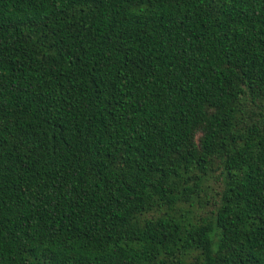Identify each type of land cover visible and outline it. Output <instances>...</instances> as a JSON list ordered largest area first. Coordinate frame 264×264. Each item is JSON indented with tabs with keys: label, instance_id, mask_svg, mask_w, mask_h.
Wrapping results in <instances>:
<instances>
[{
	"label": "trees",
	"instance_id": "1",
	"mask_svg": "<svg viewBox=\"0 0 264 264\" xmlns=\"http://www.w3.org/2000/svg\"><path fill=\"white\" fill-rule=\"evenodd\" d=\"M0 264H264V0H0Z\"/></svg>",
	"mask_w": 264,
	"mask_h": 264
}]
</instances>
